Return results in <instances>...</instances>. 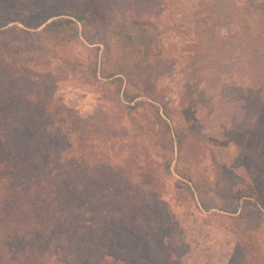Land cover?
<instances>
[{
	"label": "rangeland",
	"instance_id": "rangeland-1",
	"mask_svg": "<svg viewBox=\"0 0 264 264\" xmlns=\"http://www.w3.org/2000/svg\"><path fill=\"white\" fill-rule=\"evenodd\" d=\"M25 1L0 0V30H30L0 40V90L60 105L90 127L81 149L97 156L86 162L150 198L166 249L145 262L264 264V0H59L98 13L77 22L97 44L26 27ZM116 27L145 40L132 44ZM143 172L154 187L137 185ZM82 249L68 244L70 255Z\"/></svg>",
	"mask_w": 264,
	"mask_h": 264
},
{
	"label": "trees",
	"instance_id": "trees-1",
	"mask_svg": "<svg viewBox=\"0 0 264 264\" xmlns=\"http://www.w3.org/2000/svg\"><path fill=\"white\" fill-rule=\"evenodd\" d=\"M25 2L33 9L20 18L26 27L44 25V32L61 39L82 35L89 44L99 43L81 34L77 25L85 19L95 23L98 13L67 9L59 0ZM94 2L86 0V4ZM6 23L0 18V28ZM13 32L17 37L21 32L30 34V30L8 28L0 30V40L11 41ZM113 32L132 44L139 34V43L145 40V31L133 27L126 31L116 27ZM151 43L148 37L145 51ZM96 68L95 63V74ZM5 75L25 83L21 75L17 79ZM5 87L0 90V264H147L165 255L166 248H159L155 217L148 215L150 198L140 193L131 197L129 181L119 179L102 162H86L97 156L81 149L87 146L84 135L90 127L59 114L60 105L52 109L50 103L29 100L23 87ZM143 174L137 185L154 187ZM73 241L85 249L70 255L68 244Z\"/></svg>",
	"mask_w": 264,
	"mask_h": 264
}]
</instances>
